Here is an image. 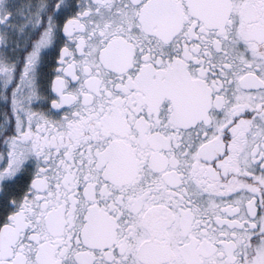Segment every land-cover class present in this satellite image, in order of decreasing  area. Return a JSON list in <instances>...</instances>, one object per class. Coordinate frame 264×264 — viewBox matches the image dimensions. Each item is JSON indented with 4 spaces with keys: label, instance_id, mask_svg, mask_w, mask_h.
I'll use <instances>...</instances> for the list:
<instances>
[{
    "label": "snow or ice",
    "instance_id": "1",
    "mask_svg": "<svg viewBox=\"0 0 264 264\" xmlns=\"http://www.w3.org/2000/svg\"><path fill=\"white\" fill-rule=\"evenodd\" d=\"M0 264H264V0H0Z\"/></svg>",
    "mask_w": 264,
    "mask_h": 264
}]
</instances>
